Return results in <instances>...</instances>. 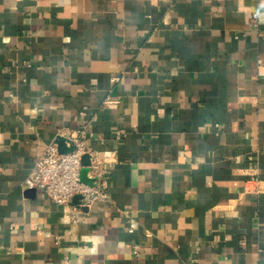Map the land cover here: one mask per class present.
Returning a JSON list of instances; mask_svg holds the SVG:
<instances>
[{
  "label": "crops",
  "instance_id": "0c3cea01",
  "mask_svg": "<svg viewBox=\"0 0 264 264\" xmlns=\"http://www.w3.org/2000/svg\"><path fill=\"white\" fill-rule=\"evenodd\" d=\"M82 123L73 209L24 182ZM0 264H264V0H0Z\"/></svg>",
  "mask_w": 264,
  "mask_h": 264
},
{
  "label": "built area",
  "instance_id": "2783aa9c",
  "mask_svg": "<svg viewBox=\"0 0 264 264\" xmlns=\"http://www.w3.org/2000/svg\"><path fill=\"white\" fill-rule=\"evenodd\" d=\"M106 101L109 104H116L118 99L108 96ZM85 132L86 123L60 130L59 136H63L65 145L72 146V149L61 152L57 140L50 142L37 156L24 182L25 186L39 188L54 201L62 204H71L73 197L80 194L79 202L73 205V209L89 206L99 197L107 198L109 196L107 184L101 179L99 172L100 159L88 147L84 138ZM85 153L90 155L88 175L93 178L92 184L81 177Z\"/></svg>",
  "mask_w": 264,
  "mask_h": 264
},
{
  "label": "water",
  "instance_id": "95a60500",
  "mask_svg": "<svg viewBox=\"0 0 264 264\" xmlns=\"http://www.w3.org/2000/svg\"><path fill=\"white\" fill-rule=\"evenodd\" d=\"M57 141H58V144H59V150L61 152L68 151V150H71L72 149V146L71 147H67L65 145L64 137L63 136H59ZM89 164H90V155H89V153H85L83 155V168H82V171H81V177L86 182L92 184L93 183V178H91L88 175V170H89V166L88 165ZM33 190H34V188H33ZM79 198H80V194H76L73 197V200L76 201V202H79ZM84 208H87V206H84Z\"/></svg>",
  "mask_w": 264,
  "mask_h": 264
}]
</instances>
